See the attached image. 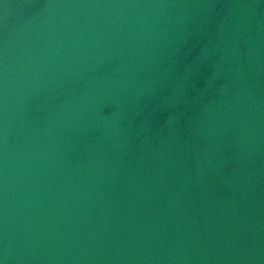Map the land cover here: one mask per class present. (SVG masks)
I'll list each match as a JSON object with an SVG mask.
<instances>
[{"label": "water", "instance_id": "1", "mask_svg": "<svg viewBox=\"0 0 264 264\" xmlns=\"http://www.w3.org/2000/svg\"><path fill=\"white\" fill-rule=\"evenodd\" d=\"M3 264H264V0H0Z\"/></svg>", "mask_w": 264, "mask_h": 264}, {"label": "clouds", "instance_id": "2", "mask_svg": "<svg viewBox=\"0 0 264 264\" xmlns=\"http://www.w3.org/2000/svg\"><path fill=\"white\" fill-rule=\"evenodd\" d=\"M0 264H3V261L2 260H0Z\"/></svg>", "mask_w": 264, "mask_h": 264}]
</instances>
